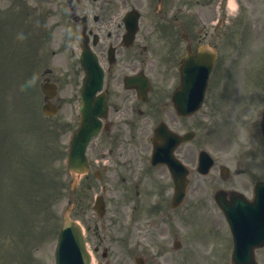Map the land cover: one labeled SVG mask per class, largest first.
<instances>
[{"label": "rangeland", "instance_id": "rangeland-1", "mask_svg": "<svg viewBox=\"0 0 264 264\" xmlns=\"http://www.w3.org/2000/svg\"><path fill=\"white\" fill-rule=\"evenodd\" d=\"M0 1L5 5L8 4V0H0ZM250 2H251L250 3L251 10L246 13V16L252 19L251 25H253V21L255 17L258 15L259 11L261 10L262 0H250ZM257 28H258V23H256L254 29H257ZM251 31L253 32V28ZM257 39L258 40L255 42V50H254V59L257 62V64L254 66V69H253V79L256 81V84H260V82L262 81L263 62H264V33L262 31L259 32ZM154 42H156V40H154ZM254 59L249 53V55L245 59L244 64L242 65L243 70H246V68L248 67L246 71V74L248 76H250L249 70L254 65ZM0 62H1V59H0ZM13 71L14 73H17V69H13ZM226 73L229 76L227 70H226ZM241 78H242V81H240V79L239 80L236 79L235 83L239 82L241 85H243L245 82L246 76L243 75ZM11 88L13 89V93L15 94L16 93L15 88L13 86H11ZM245 92H246V87L243 86L241 88V94H240L242 98H244ZM8 97H9V100H5V105L12 112V117L16 119L18 114L20 113V115H23L21 117V121H24L29 116V114H26V113L28 112V106L30 105V102L27 99L26 90L25 89L21 90V92L17 94L15 98L13 97V95L12 96L10 95ZM226 98H227V102H231L233 105H236L239 108L242 107L241 100H240L241 104H239L237 101L233 99V95H230V96L228 95ZM40 105H41V98L39 95H37L36 100L33 105V109L34 111L37 109L39 111L40 116H42L40 113ZM68 110H69V106H67L63 111L58 112L57 116L49 118V119H43V127L47 131L48 135H51L52 139L50 142V148L54 152H59V150L62 148V142H61L62 123L64 119H66L67 117V114L69 112ZM7 120H8V116H7ZM33 121H38V120H33ZM11 124H13V122H11ZM6 135H7L8 142H9V154L7 156V159H9L12 157V151H13L12 146H11L14 143L13 131L11 132L8 131ZM36 141H40L38 136H37ZM15 147L17 148V143H15ZM24 148L26 151L29 149L27 145H24ZM53 159H57L55 153H53L51 160ZM58 163L59 161L56 160V162L52 163V168H49L48 177L50 181L52 180V178H55V176L58 173L59 174L61 173V169L58 166ZM8 187H9L8 184L5 183V188H8ZM5 192H8V191L5 190ZM113 199L116 200V205L118 208H120V205H121L120 201L122 198H113ZM192 199H194V197ZM62 204H64V201H62ZM27 220H28L27 224H29V227H30L26 230L27 234L31 233L32 231L31 227H33L34 229H36L37 235L36 236L31 235L24 240V242L22 243L23 250L16 249L18 243L15 240L12 242V245L15 248L16 264H20L22 262L23 257H25L28 264H31V262L34 260L31 257L37 258L39 255H44L45 264H52L53 260H52V256L50 253L52 241L50 242V240L52 237V233L55 229L56 223L49 216V214L45 211L40 212L36 216H31ZM8 227L13 229V224L10 220H8ZM1 235L3 236L7 235V229L0 228V236ZM224 243H226V241H224ZM226 250H228L227 247H226ZM8 253L10 252L8 251L7 254ZM207 263L216 264V262H208V261Z\"/></svg>", "mask_w": 264, "mask_h": 264}]
</instances>
